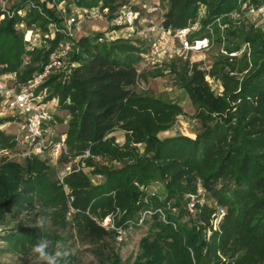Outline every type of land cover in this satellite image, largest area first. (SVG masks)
I'll return each mask as SVG.
<instances>
[{
    "label": "trees",
    "instance_id": "1",
    "mask_svg": "<svg viewBox=\"0 0 264 264\" xmlns=\"http://www.w3.org/2000/svg\"><path fill=\"white\" fill-rule=\"evenodd\" d=\"M76 3L86 8L99 5V10H108V18H113L119 8L126 5L125 0H77ZM161 3L166 4L163 16L165 29L176 31L198 23V30L191 31L187 36L189 43L213 34L217 20L227 25L225 38H231L232 42L226 47V53L238 52L243 43H248L251 47V71L239 84L223 72L224 66L232 67L228 57L217 58L214 68L218 66V69L209 72L199 69L197 64L184 62L177 65L172 60L170 72L179 87L188 94L201 128L194 140L180 136L166 139L153 136L149 139L151 132L142 122L150 119L147 117L150 111L166 112L169 116L173 105L137 95L134 91L141 74L137 65L143 60L146 41H109L101 34L80 37L70 56L76 66L67 75L50 76L41 86L48 91L47 100L56 99L57 106L67 109L72 115L68 152L71 155H83L87 150L93 155L113 153L106 137L118 128L121 119L131 120L125 128L138 133L152 146L154 158L160 164L153 161L155 177L152 180L161 182L164 192L162 195L153 193L149 200L144 201V193L138 196L130 190L133 179L131 167L106 168L105 171L103 169L105 182L93 187L91 194L85 198L83 210L73 219L79 224L84 223L85 229L94 234L92 241L100 244L95 252L100 263L122 264L102 242L105 238L112 239L114 231L95 225L85 211L88 209L92 215L103 220L111 213L112 194L126 189L128 201L122 202L126 212L115 218L116 227H131L129 220L135 221L132 226H138L139 213L144 210L152 212L148 217L151 219L150 232L141 243L144 252L133 264H217V259L212 261L215 256L203 255L201 233L183 230L186 227L183 214L187 213L183 207L186 204L184 194L194 191L198 177L209 194L225 207L226 229L221 239L231 240L235 249L244 251L233 264H252V243L264 245V116H261L264 115V43L252 27L243 24L241 28L231 29L229 24L233 21L232 12L240 11L243 4L258 9L264 5V0H161ZM200 6L204 8L201 13ZM42 7L48 15L56 18L45 4ZM32 24L45 28L46 21L32 11L27 25L30 27ZM100 38L103 40L99 41ZM216 40L221 43L219 38ZM222 44L225 45V42ZM24 45L23 34L14 29L12 21L0 25V75L19 72L20 79L25 81L40 70L49 50L35 49L30 52L29 65L21 71L22 58L26 54ZM257 46L263 47V50ZM207 75L218 78L227 90L238 89L239 92L229 97L214 94L206 80ZM8 119L11 118L0 119V125ZM140 120L141 126H138ZM12 138L0 131L1 146H12ZM59 173L57 166L43 163L38 158L27 161L24 168L8 160L1 163L0 181L9 175L12 182L9 190L14 191L22 184L26 194L20 205L6 201L0 207V226L8 228L13 224L1 238L3 247L0 254H27L42 238L51 242L49 251L52 252L58 243H64L59 230L69 226L70 219ZM76 174L69 175L64 183L73 190L85 188L88 184L86 177ZM184 180L186 184L182 185ZM170 207L175 211H171ZM23 210L28 212L27 217H23ZM161 214L166 223L159 219ZM25 219L30 224H26ZM171 226H175L176 230ZM170 230L181 231V234L169 233ZM184 235L185 241L181 239ZM260 258L264 261V257ZM75 262L74 258L65 257L58 264Z\"/></svg>",
    "mask_w": 264,
    "mask_h": 264
},
{
    "label": "rangeland",
    "instance_id": "2",
    "mask_svg": "<svg viewBox=\"0 0 264 264\" xmlns=\"http://www.w3.org/2000/svg\"><path fill=\"white\" fill-rule=\"evenodd\" d=\"M59 2L60 1H58L57 4ZM68 3H71L78 8L77 14L81 17L85 16V12H96V15L95 12H93L94 16L91 20L80 25V37L83 35L101 34L109 41L128 39L131 41L133 40L134 43H137V39H141L140 32L142 31V27L145 29V25L140 26V24H138L139 26L136 25L135 27L120 25L119 27H114L111 21L113 18H108L107 16V9L100 11L99 5H96L93 8L79 7L76 1H69ZM124 4L131 5L138 9L141 16L148 15V17H152L154 22L159 21V12H151L148 14L146 9H151L153 7L157 11H162L163 15L166 12V4H162L161 0H125ZM121 8L122 7H120L119 10ZM203 10L204 8L200 6V13L203 12ZM253 10L254 12H251L252 10H250V7L247 5L244 8L243 4L240 11H236L237 13L232 12L230 16L233 21L229 24L230 28H241L243 24L250 26L253 30L258 32L264 43V20L257 8H254ZM216 24L217 25L213 27V34L200 40V42H203V45L200 46L199 50L197 49V43L193 41V43H189V47L193 44L191 49L181 51L179 56L165 59L160 64L155 63V65H151L149 63L145 67L143 60L138 63L137 68L141 74L134 89L135 93L137 95L151 97L164 104L168 103L173 105V112L169 114V116L166 112L161 113L157 110L156 112L150 111L151 113L147 117H150L151 120L149 119L146 123L142 122L145 127H147L148 131L151 132L149 139L153 136H157L158 139L180 136L194 140L201 128L200 123L195 118V110L188 94L185 89L179 87L176 78L170 72L169 65L172 60H175L177 65L184 62H188L189 65L197 64L199 69L209 72L218 69V66L214 68V61L217 58L228 57V62L232 64V67L224 66L223 72L231 75L234 78V82L238 81V83L241 84L249 75L252 68V62H250V45L248 43H243L238 52L227 54L225 49L227 46H231L232 42L231 38H225L229 27H227V25H222L221 21L216 22ZM191 27H193V30L191 31L198 30L199 28L197 22ZM153 38L157 44H161L157 35H154ZM217 38L220 39L221 43L216 40ZM228 40L229 42H227ZM182 41L184 42V39ZM223 41L225 42V45L222 44ZM146 43L147 46L144 45V47H147L145 48V53L148 52L150 45L149 42ZM169 44L177 49L181 45L180 40L177 38L170 39ZM26 47L27 46H24L26 51L25 55L30 57L29 53L36 48L32 46ZM257 47L263 50V47ZM231 59L235 60L233 61ZM21 67L22 71L25 66ZM9 73L13 74V82L22 81L19 72ZM206 80L214 94H224L229 97L230 94L239 92L238 89L232 92L227 90V88L223 87L218 78L211 75H207ZM44 90L47 95V89L44 88ZM230 103L233 104V101L230 100ZM53 113L54 120L49 123L45 129L46 136L44 138V143H47L48 140L60 142L63 145L62 149H58L54 152L53 156H51L52 158L48 157L50 156L49 154L47 158L41 156H31L27 158L19 157L18 152L20 147L15 139L18 133L17 124L15 118H11L0 125L1 132L13 137L12 146L6 147L0 145V166L3 161L8 160L9 162L21 166V168H24L27 161L32 160L33 158H38L43 160V163L57 166L60 169L58 175L59 179L66 165L71 164L76 167V164H78L80 169L75 173H77L76 175L81 174L86 177L88 184L85 188L81 187L77 190H73L68 188L66 183L62 184L59 179L62 189H70L69 191L71 192V195H73L74 201L70 203L69 198L66 196L69 211L71 212L70 218L68 215V219H70L69 226L64 230H58L61 231V235L64 237L63 244L66 245L65 249L68 251L66 257L74 258L76 260L75 264H102L95 255L96 248L100 244L92 241L94 234H91L88 232L89 230L85 229L84 223L81 222V224H79L76 222L75 219H73V216L79 214V212L83 210L82 207L85 203V198L88 194H91L93 187L99 186L105 182L106 174L103 172V169L105 171L106 168L121 169L125 165L129 168L131 167V169H133V175L131 176L133 179L130 184V190L138 196L140 193H144L146 196L143 197L144 201L149 200V197L152 196L153 193L162 195L164 192L163 184L157 182V180H152L155 177L153 173V161L156 163L158 161L154 158V151L147 140L141 137L138 133L125 128L126 123L131 121L125 118L121 119L118 128L106 137V141L110 144V147L113 148V153L109 154L103 152V154L93 155L89 152V156L87 157H82L81 154L71 155L68 152L67 141L71 137V134L69 133V122L72 119V115L67 109L59 108L58 106L54 108ZM10 115L12 114H5L0 111V119H7ZM206 119H209V117ZM138 126H141V120L138 123ZM58 153H60V156ZM58 156L62 157L58 159ZM60 160L62 163H59ZM157 164L160 165L159 163ZM5 178L7 179L0 181V207L3 202L6 201H12L15 205L22 204L23 195L26 194L24 186L19 184L14 191L9 190L12 182L9 180V175L5 176ZM149 180L152 182L145 185ZM63 182H65V179ZM195 182L196 185L194 191L184 194L183 199H186V204H184L183 207L186 209L187 213L183 214L184 218L182 220L183 222H186L184 224L186 227H184L183 230L189 229L201 233L203 238L201 243L203 255H209L210 257L215 256V258L212 257V261L217 259V264H233L243 255L244 251L235 249L234 243L231 240L221 239V234L224 229H226L224 224L226 219L225 207L219 205V203L209 194L203 186L200 178L197 177ZM181 184H186V180L182 181ZM12 193H14V196H11ZM126 194V189L116 190V193L114 192V194H112L113 200L111 204V213L108 216H111L114 219V223L115 218L126 212L125 206L122 203H127L128 201ZM13 197L15 198V201H13ZM26 199H28V197ZM26 199L24 198V200ZM75 205L79 206L76 207ZM170 209L171 211H175L172 207H170ZM23 211V217H27L28 212L25 210ZM151 213L152 212L145 210L140 212V218L136 224L138 226H132L135 224V221L129 220L128 224H131V227L127 225L118 228L114 225V229H112L105 227L103 220L92 215L88 209L85 211V214L95 223V225L104 230H112L111 232L114 231V237H112V239L105 238L102 242L106 244L107 249L114 252V255L120 259L122 264H133L140 256H142L141 254H143L144 250L141 248V243L144 237L150 232L151 219L148 217ZM159 216L162 223H166L164 216L162 214ZM145 219H148L147 222H144ZM25 223L30 224L27 219H25ZM12 227L13 224L8 228L0 226V248L3 247L1 238ZM171 227L174 229L175 226ZM170 231L171 232L169 233H176L179 236L181 234V231ZM185 236L186 235L181 236L183 241L186 240V238H184ZM168 240L171 241V238H168ZM187 251L192 255L190 250ZM251 252L253 253L252 264H264V261L260 258L264 257L263 244L253 242L251 245ZM0 264H42V262L39 261L36 255L31 251L27 254L2 253L0 254Z\"/></svg>",
    "mask_w": 264,
    "mask_h": 264
},
{
    "label": "built area",
    "instance_id": "3",
    "mask_svg": "<svg viewBox=\"0 0 264 264\" xmlns=\"http://www.w3.org/2000/svg\"><path fill=\"white\" fill-rule=\"evenodd\" d=\"M58 1L60 2L57 4ZM69 1L77 0H0V25L5 21H12L14 29L23 34L24 46H32L44 51L49 50L47 59L41 65L40 70L34 72L25 81L13 82V74L11 73L0 75V111L5 114L11 113L12 115L9 118H15L16 120L18 133L15 139L20 147L19 157L22 158L31 156L47 158L48 154L50 158L54 152L63 147L60 142L52 140L44 143L45 129L54 120L53 110L57 107V100H47L46 91L41 89V86L50 76L56 74L67 75L76 66V63L71 62L70 56L75 43L80 38V25L91 20L94 16L93 12H95H85V16L81 17L77 14L78 8L68 3ZM43 4H45L47 10L53 11L56 18L48 15L43 10ZM245 7L246 4H244ZM249 7L252 10L251 12H254V8ZM146 10L148 14L159 12V21L154 22L152 17H148V15L141 16L140 11L131 5L123 6L111 20L114 27L145 25V29L142 27L140 32V38L150 43L148 52L143 55L145 67L149 63L151 65L160 64L163 60L179 56L181 51L192 48L193 44L189 47L187 36L193 30V27L176 31L165 29L163 26V12L157 11L153 7ZM257 10H259L264 20V5ZM32 11L39 14L46 21L45 28L37 24L28 27L27 20ZM154 35L158 36L161 44L154 41ZM58 36L60 38L56 41ZM175 38L180 40L181 45L178 49L169 44V40ZM102 40V38L99 39V41ZM195 43H198V41H195ZM28 65L29 57L24 55L22 66L26 67ZM58 155L60 156V153ZM87 156H89L88 150L84 152L82 157ZM79 169L78 164H76V167L71 164L66 165L60 175V182L64 184V179L72 173L78 172ZM69 190L64 189L66 196L72 203L74 197ZM103 222L105 227L114 229V219L111 216L104 218Z\"/></svg>",
    "mask_w": 264,
    "mask_h": 264
},
{
    "label": "clouds",
    "instance_id": "4",
    "mask_svg": "<svg viewBox=\"0 0 264 264\" xmlns=\"http://www.w3.org/2000/svg\"><path fill=\"white\" fill-rule=\"evenodd\" d=\"M50 244L47 238H42L32 247V252L42 264H58L59 260L68 255L63 243H58L54 252L49 251Z\"/></svg>",
    "mask_w": 264,
    "mask_h": 264
},
{
    "label": "bare ground",
    "instance_id": "5",
    "mask_svg": "<svg viewBox=\"0 0 264 264\" xmlns=\"http://www.w3.org/2000/svg\"><path fill=\"white\" fill-rule=\"evenodd\" d=\"M201 45H203V42H200V41H199V42L197 43V46H198L197 49L200 48Z\"/></svg>",
    "mask_w": 264,
    "mask_h": 264
}]
</instances>
